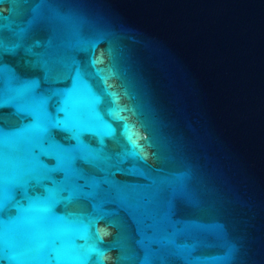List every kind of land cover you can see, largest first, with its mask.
Instances as JSON below:
<instances>
[{
  "label": "water",
  "instance_id": "95a60500",
  "mask_svg": "<svg viewBox=\"0 0 264 264\" xmlns=\"http://www.w3.org/2000/svg\"><path fill=\"white\" fill-rule=\"evenodd\" d=\"M0 264H264V0H0Z\"/></svg>",
  "mask_w": 264,
  "mask_h": 264
}]
</instances>
